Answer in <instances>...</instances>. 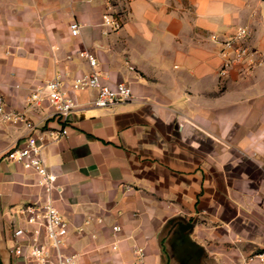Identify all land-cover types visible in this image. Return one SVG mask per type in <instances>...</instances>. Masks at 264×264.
<instances>
[{
    "label": "crops",
    "instance_id": "obj_1",
    "mask_svg": "<svg viewBox=\"0 0 264 264\" xmlns=\"http://www.w3.org/2000/svg\"><path fill=\"white\" fill-rule=\"evenodd\" d=\"M111 4L121 28L105 32V0H0V93L6 111L35 126L0 123V264H35L32 226L18 210L48 202L68 223L62 250L75 264H134L135 248L146 264H260L249 258L264 251V1ZM239 27L260 65L222 73L217 40ZM81 51L104 84L124 83L132 98L99 109L95 90L71 92L66 125L45 101L29 107L56 75L69 91L91 71ZM30 135L55 177L49 191L33 169L3 158ZM17 229L26 231L19 257ZM47 264H57L53 254Z\"/></svg>",
    "mask_w": 264,
    "mask_h": 264
},
{
    "label": "built area",
    "instance_id": "obj_2",
    "mask_svg": "<svg viewBox=\"0 0 264 264\" xmlns=\"http://www.w3.org/2000/svg\"><path fill=\"white\" fill-rule=\"evenodd\" d=\"M107 11L102 16L101 26L105 32L117 31L121 28V21L111 13V0H105ZM69 31L72 36L79 33V25L72 22L69 25ZM249 31L246 27H239L233 34L217 40L220 45L219 55L223 59L220 72L239 66L250 70L260 65L256 59L257 52L247 45L246 40ZM214 40L216 38L214 37ZM80 58L87 61L91 71L87 74L75 78L70 84V90H66L61 82L60 75L46 81L41 86L35 88L28 96L27 103L29 107H37L42 102H47L51 108V117L66 125L69 114L74 110L76 104L71 92L80 90H95L96 95L92 101V106L99 109H111L117 105L126 103L132 98L131 88L118 83L113 86L104 84L100 74L96 71L97 61L89 53L81 51L78 53ZM8 122L11 124L23 123L29 130L35 128L32 121L25 117L23 113L6 111L2 95L0 93V123ZM67 135V128L63 127L56 133V138ZM4 159L20 163L26 169H33L42 178V184L46 191L53 186L55 177L50 174L41 157V146L37 143L33 135L28 136L24 144L20 147H13L7 150L3 156ZM18 213L25 218L26 223L32 226L30 235V246L28 258L35 264H47L53 254L57 259V264H75L76 255L63 252L62 248L68 234V223L62 218L56 208L49 202L42 205H27L18 210ZM114 232L120 230L119 226H114ZM26 231L17 229L13 232L16 239V245L13 253L15 256H22V246L18 237L24 235ZM40 234H43L44 242L39 241ZM134 264H146L144 252L140 248H135ZM257 259L260 264L264 263V251L259 252L249 258Z\"/></svg>",
    "mask_w": 264,
    "mask_h": 264
},
{
    "label": "water",
    "instance_id": "obj_3",
    "mask_svg": "<svg viewBox=\"0 0 264 264\" xmlns=\"http://www.w3.org/2000/svg\"><path fill=\"white\" fill-rule=\"evenodd\" d=\"M178 225H179L181 231H183V232L188 231L190 229V227H191L189 224H185V223H183V224L182 223H178Z\"/></svg>",
    "mask_w": 264,
    "mask_h": 264
},
{
    "label": "trees",
    "instance_id": "obj_4",
    "mask_svg": "<svg viewBox=\"0 0 264 264\" xmlns=\"http://www.w3.org/2000/svg\"><path fill=\"white\" fill-rule=\"evenodd\" d=\"M264 1V0H263Z\"/></svg>",
    "mask_w": 264,
    "mask_h": 264
}]
</instances>
